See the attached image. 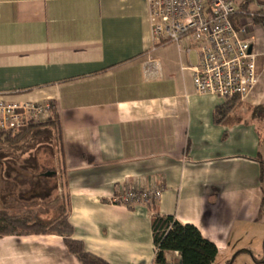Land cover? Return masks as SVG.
<instances>
[{
  "label": "crops",
  "instance_id": "crops-1",
  "mask_svg": "<svg viewBox=\"0 0 264 264\" xmlns=\"http://www.w3.org/2000/svg\"><path fill=\"white\" fill-rule=\"evenodd\" d=\"M246 1L250 11L264 9V0L261 9ZM248 38L257 82L229 123H217L224 101L195 92V52L153 46L145 0H0V93L6 102L53 105L63 152H2L7 161L53 162H2L0 180L25 172L52 181V195L33 200L37 218H56V207L44 206L61 191L71 240L106 264H154L155 213L195 227L217 249L213 264L256 250L264 264V29L253 25ZM154 184L164 192L152 206L106 198ZM26 208L15 198L5 204L10 214ZM0 264L81 263L62 237L47 234L0 238Z\"/></svg>",
  "mask_w": 264,
  "mask_h": 264
},
{
  "label": "built area",
  "instance_id": "built-area-1",
  "mask_svg": "<svg viewBox=\"0 0 264 264\" xmlns=\"http://www.w3.org/2000/svg\"><path fill=\"white\" fill-rule=\"evenodd\" d=\"M153 46L176 44L186 54L195 52L191 68L195 92L223 101L243 100L258 78L259 56L248 38L254 14L240 12L235 0H145ZM242 15V16H241ZM48 102H6L0 93V132L16 134L51 119ZM164 187L134 185L106 197L111 205L152 206Z\"/></svg>",
  "mask_w": 264,
  "mask_h": 264
},
{
  "label": "trees",
  "instance_id": "trees-1",
  "mask_svg": "<svg viewBox=\"0 0 264 264\" xmlns=\"http://www.w3.org/2000/svg\"><path fill=\"white\" fill-rule=\"evenodd\" d=\"M246 2V0H240L238 4L240 12L254 14V25L261 26L264 29V9L250 11L247 8ZM239 104L240 101L237 97L225 100L224 104L216 109L214 120L217 123H229V115L238 108ZM52 142L54 143L53 146L51 145ZM41 147L47 150H43V152H50L52 155L56 152L59 158L62 159L60 124L55 112H53L51 119L48 121L30 125L19 133L0 132V153L8 152L1 148L25 153L35 151L36 149L35 152H40ZM5 161L8 162L6 164L8 168L38 167L35 156L24 161L16 158H11L7 161L0 157V166ZM20 173L23 172L15 173L13 176H10L8 181L3 182L0 180V195L6 194L7 196V198L2 197L0 200V205L4 206L3 209H0V238L53 234L64 239L67 250L75 255L81 264H106L102 260L85 253L79 242L71 240L72 229L68 224L67 215L64 213V206L58 209L56 218L48 222L28 213L21 215L10 214L5 210V204L12 198H15V203L22 202L20 199L21 194L15 191L20 187L22 188V185L19 184L21 179H17ZM262 175L264 176V166ZM35 177H37L36 180H44L37 174L32 178ZM39 186L40 184L36 188ZM38 195L36 193L33 196H27L29 198L26 202L33 201L37 197L39 198ZM151 234L155 248L154 264H213L218 254L216 247L204 239L195 227L181 225L172 217L159 216L157 213L153 214L151 217ZM174 252L179 255L178 262H171L168 258L169 254Z\"/></svg>",
  "mask_w": 264,
  "mask_h": 264
},
{
  "label": "rangeland",
  "instance_id": "rangeland-1",
  "mask_svg": "<svg viewBox=\"0 0 264 264\" xmlns=\"http://www.w3.org/2000/svg\"><path fill=\"white\" fill-rule=\"evenodd\" d=\"M262 7H263V0L262 1L256 0V2L253 4V6L250 7V9H261ZM263 115H264V112H263ZM1 149H3L4 151L13 152V150H10V149H4V148H1ZM43 150L47 151L45 148L41 147L40 152L41 151L43 152ZM45 153H47L48 155L49 154L51 155L50 152H43V154H45ZM51 162H53V160L52 161L47 160V162H45V165H43V164H41L40 159H38V165L41 167L44 166L45 168H49L52 165ZM36 168L37 167H35V169ZM35 175H36V173H34V174H22V173H20L19 176L17 177V179H21L19 184L22 185V188L19 185L20 188L18 190H15L16 193L21 194L20 199L22 200V202L20 201V202H18V204H23L27 208L22 213H20V212H16V213H20V214L28 213V214H31L32 216H36L37 214H39L38 211L40 212L41 209L39 206H35L36 203H34V201L26 202V201H28L27 199L29 198L27 196H29V195L33 196L34 194L38 193V190L41 191L42 189H44L42 194L38 195L42 200H44V197H46L47 195H50V196L52 195V190L54 189L52 181L49 182L46 179L45 180H40V179L36 180L37 177L34 178L35 181L30 180ZM52 176H54V175H52ZM41 177H42V175H41ZM55 182L59 184L57 179ZM38 184H40V186H39V188H36V186H38ZM55 194H56V196L52 197L49 200V201L52 200V202L45 204V206H44L45 209L47 208L48 205H52L54 208L56 207V210L61 209L60 207L63 206V204H64V202L62 201L63 200V198H62L63 193L61 191H57V189H56ZM36 199H38V197ZM23 201H25V202H23ZM54 212H55V209H54ZM257 251H259V250H256V252L253 253V254H255V255H253V257L249 254H240L239 256H237L234 263H232V264H260V262L256 263L253 259V258L262 259L263 254H259V252H257ZM220 264H225V263H220Z\"/></svg>",
  "mask_w": 264,
  "mask_h": 264
}]
</instances>
